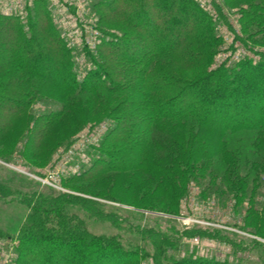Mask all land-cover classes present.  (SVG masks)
Listing matches in <instances>:
<instances>
[{
  "label": "trees",
  "instance_id": "16d2710c",
  "mask_svg": "<svg viewBox=\"0 0 264 264\" xmlns=\"http://www.w3.org/2000/svg\"><path fill=\"white\" fill-rule=\"evenodd\" d=\"M230 1L224 0L220 11L223 7L234 10ZM33 4L23 20L0 13V72L19 69L20 77L13 79L17 88L35 83L28 91L6 86L0 89V135L14 127L20 116L32 114L34 121L25 150L33 151L32 147L66 111L65 104L60 110L47 103L34 110L43 91L58 90L72 97L100 91L129 93L133 95L131 100L127 98L104 117L116 123L97 149L93 165L67 182L90 180L107 171H139L159 180L161 189L180 201L183 196L178 186L173 185L166 169L151 153L167 152L172 155V167L178 169V177L187 180V189L189 183L199 182L202 198L215 194L222 203L227 201L224 198L232 199L248 233L264 237V191L259 195L264 188L260 173L264 160L254 161L241 173L244 160L234 156L229 147L230 140L239 137L264 148V54L255 64L247 56L235 62H228L229 58L225 64L218 62L224 41L218 34L217 21L196 0H92L93 14L104 38L96 53H89L90 64L81 68L53 23L45 0ZM246 6L238 9L240 33L235 41L252 51L251 46H264V0ZM133 9L140 14H133ZM139 19L155 21L160 28L148 30ZM223 21L228 23L226 18ZM111 23L126 24L138 34L129 35L111 27ZM152 38L158 41L151 43ZM146 42L151 46L140 50L139 55L133 53V47L139 49ZM161 60H169L185 71L201 69V73L189 79L164 66H154ZM113 62L120 66L114 67ZM44 64L52 65L53 70L43 71ZM243 105L248 117L242 120L239 108ZM214 106L220 109L216 116L211 113ZM186 129L192 130L190 142L183 144L171 136L173 130ZM247 135L253 138H244ZM259 154L264 157L263 152ZM213 158H217L213 164L222 159L232 162L225 172L235 176H218L209 162ZM37 195L21 199L30 202L34 210L19 227L18 264H44V253L54 247L70 254L66 259L61 256L62 264H108L113 260L122 261L120 264H146L148 254L139 245L95 235L80 218L65 211L66 196ZM137 228L145 238L152 239L154 264H253L242 255L237 256V251L261 245L251 240L243 249L241 236L202 225L186 229L171 225L170 233L164 235L152 226ZM196 235L229 243L235 260L206 259L193 252L182 259L170 253L172 249L178 254L184 247L183 237Z\"/></svg>",
  "mask_w": 264,
  "mask_h": 264
},
{
  "label": "rangeland",
  "instance_id": "374dc122",
  "mask_svg": "<svg viewBox=\"0 0 264 264\" xmlns=\"http://www.w3.org/2000/svg\"><path fill=\"white\" fill-rule=\"evenodd\" d=\"M254 1L256 0H231L230 6L238 13V9L240 11L241 8H246V5H250ZM132 13L140 14L135 9ZM138 21L144 23L151 31H158L160 28L158 23L150 19H139ZM109 25L126 31L129 35L138 34L123 23ZM157 41V38H152L151 43ZM149 43L146 42L139 49L133 47V53L139 55L140 50L144 51L147 46H151ZM262 43L264 45V42ZM250 50L252 51H249L250 54L247 58L255 64L262 56L261 54H264V46H254V48L251 46ZM112 65L120 66L115 62ZM158 65L164 66L172 72L177 71L189 79H195L201 73V69L189 71L179 69L169 60L157 61L154 66ZM52 68H54L52 65L45 66L44 64L42 69L49 72L53 70ZM20 75L21 72L17 68L0 72V89L4 90L3 88L6 86L10 90H31L35 83L22 88L15 86L13 79ZM127 98L131 100L133 95L126 92L111 94L100 91L96 94L72 97L58 90L43 91L38 96L34 110L40 104L47 103L54 109L60 110L65 104L66 111L59 120L51 125L46 136L40 140L35 136V140L38 141L32 147L33 151L25 150L34 121L32 114L20 116L14 127L0 135V235H2L0 242L4 241L0 243V250L8 251L6 252L7 257H4V263L18 264L16 247L19 227L28 219L31 209L34 210L33 205L29 204L30 202H23L21 199L23 197L32 199L34 194L42 196L62 194L66 196L64 199L65 211L80 218L95 235L112 236L123 242L139 245L144 250L143 252L148 254L145 260L146 264L155 263L153 260L154 247L150 244L152 239L145 238L142 232L137 231V227L142 229L152 226L155 232L158 231L164 235V233H170L171 225H176L181 229L202 225L204 228H217L228 234L235 233L244 238L242 239L244 240L243 249L249 242H252L251 240L258 241L261 245L238 250L237 256L242 255L253 264H264V237L248 233L250 231L244 228L245 223L242 217L235 212V202L230 198H224L227 201L222 203L215 194H210L211 196L207 194L205 199L202 198L200 196L202 185L199 182L189 183L187 189V180L178 177V169L176 166L172 167V155L167 152L153 150L151 153L153 158L166 169L168 177L172 178V182H174L173 185L178 186V191L183 196L180 201L174 199L176 198L174 196H169V192L165 193L161 189L159 180L139 171H107L90 180L67 182V179L83 174L93 165L98 157L96 156L97 149L100 148L116 123L113 119L104 117L118 105L124 103ZM245 106L239 108L242 120L248 117L243 111ZM211 113L216 116L220 113V109L214 106L211 108ZM190 129L173 130L171 136L183 144L190 142L193 138ZM244 138L249 140L253 138V135H247ZM229 147L234 156L241 159L242 162L244 160V165L240 169L241 173H245L254 161L264 160L263 154H259L260 152L264 153V148L262 149L263 146L258 143L256 145L249 144L242 138L234 137L230 140ZM253 151L257 153L254 154ZM215 159L217 160V158L209 160L210 164H213ZM229 164L232 162L222 159L211 167L215 168L218 176L222 178L224 173L235 176L230 172H225ZM260 173L264 183V167ZM49 175L58 176L57 180H54L55 183L45 182L44 177ZM263 191L264 188L260 190V196ZM244 204L246 211L247 202ZM235 224L236 226H234ZM252 226L257 227L255 223H252ZM235 227L238 229L236 230ZM238 239L240 240V238ZM182 242L185 244L178 254H175V250L169 251L178 258L184 259L193 252V254L206 259L216 257L220 261L235 260L232 247L219 238L201 235L185 236L182 238ZM59 248L54 247L44 253V256H47L44 258V264H62L61 256L66 259L70 254L63 253L62 250L58 252ZM56 253L59 254L55 256ZM80 255L82 254L80 253ZM121 262L113 260L108 264H120Z\"/></svg>",
  "mask_w": 264,
  "mask_h": 264
},
{
  "label": "built area",
  "instance_id": "2783aa9c",
  "mask_svg": "<svg viewBox=\"0 0 264 264\" xmlns=\"http://www.w3.org/2000/svg\"><path fill=\"white\" fill-rule=\"evenodd\" d=\"M36 1L0 0V13L23 20L29 16V11ZM196 1L217 21L218 34L224 41L222 53L217 61L223 63L226 58H229L228 62H235L248 56L249 51L235 41L236 34L240 33L239 12L225 7L220 11L224 0ZM45 2L53 23L60 30L77 63L81 68L87 67L90 64L87 59L89 53H96L104 38L93 14L92 0H45ZM223 18H226L228 23L224 22ZM233 46L236 48L235 51ZM57 178L58 176L49 175L45 176L44 180L46 183L53 184ZM3 242L2 240L0 243ZM6 252L8 251L0 250V264H5Z\"/></svg>",
  "mask_w": 264,
  "mask_h": 264
}]
</instances>
